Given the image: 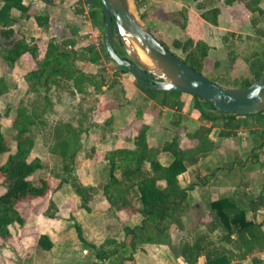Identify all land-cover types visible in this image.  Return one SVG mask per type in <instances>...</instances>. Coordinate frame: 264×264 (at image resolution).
<instances>
[{
	"label": "trees",
	"instance_id": "obj_1",
	"mask_svg": "<svg viewBox=\"0 0 264 264\" xmlns=\"http://www.w3.org/2000/svg\"><path fill=\"white\" fill-rule=\"evenodd\" d=\"M26 1L2 0L0 27L2 28L1 34L7 41L2 51V58L10 67H13L26 54H29L36 62V69L30 70L25 76L29 87L28 92L35 96L44 95L41 97V104L33 110L29 111L23 103L18 107L12 123V128L17 133L15 152L12 151L11 144L0 127V159L8 155L5 164L0 166V174L3 175L4 182L7 179H13L7 192L0 195V260L2 259L1 249L13 238L12 228L16 225L25 227L27 223L26 217L18 209L19 204L44 201L50 193L60 190L64 184L68 183L71 184L76 197L80 200L78 209L90 211L88 204L96 193L93 187L84 186L75 174V163L80 152L81 141L89 133V128H85L82 121L77 127L70 122L56 125L53 135L54 145L48 149L53 159L59 164L58 167L68 177L60 178L57 175L55 178L59 181L55 187H53L51 178L39 179L37 184L34 183L35 178L45 169L46 165L39 157L29 161L35 147L33 130L40 129L38 131L40 133L47 125V121L42 118L53 109V101L49 95L52 90L59 93L68 92L72 96L78 93L83 97H89L88 110L96 112L100 102L96 95L104 94L103 88L106 87V92L112 91L115 95L120 94L124 102L117 103L118 108L125 105L138 106V119H141L144 114L141 107L142 101L149 99L156 102L161 108L160 114L162 115L168 108L177 111L187 108L190 105L184 99V95H187L193 100L190 109L198 112L200 122L207 123L200 125L195 132L186 135L190 141L197 142V146L191 149L182 148V137L177 133L168 143L159 142L151 145L149 141L151 126L143 123L134 139V149L119 148L105 153L104 160L110 169L109 181L102 192L111 210L118 215V218L121 212L143 216L141 225L124 229V240L108 238L100 247L90 244L96 252L97 259L109 264H124V260L135 261V256L143 252L147 245L168 246L169 234L173 228L184 230V214L190 206V201L188 190L180 184V177L190 167L197 165L203 154L212 151L210 135L216 127H221L219 135L222 138H230L242 127H253L251 121L254 122L259 118L258 128L259 130L262 128V131L257 133V140L253 143L252 151L244 159L243 166L247 163L262 165L264 113L241 117L233 113L220 112L215 109L212 102L200 97L186 93L152 91L134 77L138 94L129 99L126 97L127 91L121 79L126 74L131 76V73L128 69L118 66L110 58L105 42L103 43L104 55L116 65L122 77L109 79L100 73V68L98 69L97 66L103 60L102 53L91 45L76 49L77 41L74 39H65L61 42L52 39L42 57L36 40H29L25 37L15 39L14 26L19 20L13 13L19 12L21 17L31 18L32 5L26 4ZM135 1L143 21L147 22L153 15L154 9L152 6L145 9L138 0ZM218 1H223L227 7L242 2L251 13V24L253 23L255 37L258 38L254 41L252 36H248V39L253 42L240 53L249 64L252 77L241 79L237 77L231 84L224 79L220 82L213 80V82L231 89L247 87L264 76V29L257 25V22L264 17V8L261 6L264 0ZM86 3L91 7L89 16L92 22L105 24L101 0H86ZM220 16L221 10L218 6H212L201 14V18L213 26H219ZM34 18L39 28L48 29L49 16L36 13ZM169 19L182 32L189 35L185 40L176 38L172 41L173 47L182 55L174 52L164 39H159L151 29L150 31L168 50L204 74L212 47L204 39L195 38L190 24V10L183 7L178 12L170 13ZM117 53L127 58L119 51ZM228 55L231 61L235 57V52L231 51ZM2 84L3 80L0 79V96L7 92ZM91 88L95 95H92ZM6 115L10 116V111H7ZM180 118L179 114H175L174 123L176 125L173 124V128L180 126ZM112 122L113 114H110L104 126H110ZM93 153H96V149H92ZM162 154L170 157L167 165L161 162ZM57 210L53 200H49L44 215L54 218ZM209 211L213 217V227L210 231L220 232L218 240L211 239L209 234H201L192 242L184 241L181 243V259L178 264H198L202 258L205 264H230L247 258H251L253 264H263L259 255L264 252V220L258 221L256 215L264 214V194L248 202L234 196L215 199L210 202ZM249 213H252L253 217H249ZM76 228L81 242L87 243L82 235L81 227L77 225ZM37 247L50 252L54 243L48 235L44 234L39 237Z\"/></svg>",
	"mask_w": 264,
	"mask_h": 264
},
{
	"label": "rangeland",
	"instance_id": "obj_2",
	"mask_svg": "<svg viewBox=\"0 0 264 264\" xmlns=\"http://www.w3.org/2000/svg\"><path fill=\"white\" fill-rule=\"evenodd\" d=\"M148 3H152L151 0ZM189 4L192 3L191 0H186ZM183 2V0H178V3ZM218 3V0L215 1V4ZM234 8H227L225 12L226 21L237 22L239 25H247L248 26H235L233 27V32L230 33V37L232 39H228L229 43L223 49L219 51V66L220 69L214 70V59L206 63L205 73L210 80L220 82L222 79L227 80L228 84L233 83V80L237 77L241 78H250L252 77V70L250 69L249 64L244 60L242 55H240V51L238 48H233L237 50H230L235 43L234 40H237L236 36L239 34V31L250 34L254 41L258 37H255L254 28L250 23V19L248 17V12L245 9V5L242 2H238ZM137 4V3H136ZM181 5H177L180 7ZM185 6V5H184ZM209 7L214 6V0L209 2ZM88 8V7H87ZM89 9V8H88ZM91 10V9H90ZM88 10V12L90 11ZM139 10V8H138ZM83 15L84 16V11ZM140 14V11H139ZM34 16V14H32ZM88 15V14H87ZM89 16V15H88ZM141 16V14H140ZM31 17V15H30ZM142 18V16H141ZM25 19V17H24ZM29 19V18H28ZM168 17L164 13H161L159 22L151 23L144 22L149 29H153L156 32V35L160 38L163 37L161 32L166 31L167 34L164 36L167 38V44L172 48L174 52H177L179 55H182L180 51L176 50L173 47L172 38L177 37V33L179 34V30H168V26L164 23ZM143 20V19H142ZM33 23L27 25V29L25 31H29V35L26 37L29 40H36V35H38L35 31L37 28V23L35 18L32 20ZM82 27L83 30H79L77 34V40L79 43H84L85 45H91L95 47V49L102 53L103 60L99 64L98 69L102 75H105L109 79H113L115 77H122V73L119 72V69L116 65L110 61L104 54L103 43H104V35H105V24L103 22L95 24L89 17V20L82 17ZM259 28L264 29V17L257 22ZM156 27V28H155ZM15 30V29H14ZM20 31V30H19ZM21 33V31L19 32ZM92 33V34H91ZM163 33V32H162ZM164 34V33H163ZM35 35V36H34ZM176 36V37H175ZM202 36V34H201ZM18 38V36H16ZM198 38V37H197ZM253 40L246 39L243 43V47L249 46ZM50 41H46L42 46L45 48L47 43ZM264 42V40H263ZM78 43V42H77ZM113 43L117 51H119L122 56H127L123 46L121 45L118 37L114 34ZM1 48L2 43H0ZM7 45V42H4V47ZM230 51L235 52L234 59L230 61V57L228 53ZM1 54V50H0ZM217 54V55H218ZM2 55L0 56V78L3 80L2 87L8 90L9 93L7 95L0 97V127L2 128L7 140L11 144V149L13 152L16 151V130L12 128L13 117L15 116L18 107L21 103L24 104L28 108V110H33L34 107H37L42 102V95H33L26 91L27 82L25 78L23 79V74L21 71H18L13 76L11 74L7 75L6 67L4 62L1 60ZM233 57V56H232ZM4 65V66H3ZM225 71L229 73L226 74ZM125 79H121L122 84L125 85L126 82L130 81L135 83L133 76L126 74L124 75ZM92 95L94 93L93 88H91ZM44 93V92H42ZM68 94V95H64ZM51 99H55L56 103H53V109L49 110L42 119L47 121V125L43 131L40 133V129L33 130V135L35 138V147L33 153L29 157V161L34 160L39 157L45 162V169L42 170L35 178L34 183L37 184L39 179H52L53 187L57 185V180L55 177L58 175L60 178H66L64 172H62L61 168L58 167V163L53 159L52 155L49 152V148L54 145V128L59 123H72L73 125H77L80 121L84 122V126L89 128L88 135L84 136L80 145V153L76 158L75 163V174L78 179L83 181H92L98 184L97 189L103 190L105 184L109 181V165H104L106 162L104 160L105 153L107 149L126 146L132 147L134 146V139L138 135L139 129L141 125L144 123L143 119H146L147 122L153 124V130L150 135V143L151 145L156 144L157 142H170L175 133L179 134L182 137L181 146L183 149H191L197 146L196 141H190L187 138V133L189 131L194 130V127L191 125H187V128L184 132H182V127L176 132L172 134L163 135V130L165 127L158 129L156 123L159 122L161 125L167 126V119L164 116V113L161 115V108L159 105L155 103L145 104V102H151V100L142 101V110L144 112V117L141 119L137 118V107L138 106H124V109H117V103H123L124 101L120 98L119 95H115L113 92L106 93L105 95L99 96V108L95 112L89 111L88 107V99L89 97L80 96L79 98L70 97V93L59 94L58 91L50 92ZM64 97L66 98V102L63 101ZM93 99V96H91ZM147 99V98H146ZM184 99L188 101L190 105H192V98H188L187 95H184ZM189 105V106H190ZM169 109V108H168ZM186 109V110H185ZM183 110H172L169 109V113H185L184 117H193L195 119L198 118V112H187V108ZM10 111L11 115L7 116L6 112ZM40 111H38L39 113ZM115 113V116L113 114ZM188 114H187V113ZM110 114H113V122L110 126H104L105 121ZM259 118H257L253 123V127H248V131L239 133L237 131L234 133V136L231 141L228 138H222L219 135V131L221 127H216L212 134L210 135V141L212 143V151L209 153H205L201 156L200 162L189 168V170L180 177V184L183 188H186L189 192V201L190 206L186 210L184 214V230L180 231L176 228L172 229V232L169 234V247L164 246L166 250H163V247L156 246L155 248L148 249L145 253H138V257H136L135 261L124 260L125 262H130L127 264H177L180 261V250L181 243L184 241L192 242L194 239L201 234H209L211 235V239L218 240V236L220 232H211V228L213 227V217L209 211V204L211 201L215 199L221 198H232L238 197L243 201L248 202L250 199L256 198L260 194H264V151L261 154L262 165H252L251 163H247L243 166V161L247 157V155L252 151L253 143L257 140V133L262 131V128H258ZM180 123V122H179ZM97 124V125H96ZM202 125H206V122H200ZM243 129V128H242ZM167 132V128H165ZM255 136H254V134ZM43 136V137H42ZM123 137V141H120L118 144L115 141V138ZM92 149H96V153L92 154ZM92 155V157H91ZM8 155H4L0 159V166L4 165L7 161ZM161 162L164 165H167L170 162V157L166 154H162L160 156ZM13 183V179H7L4 182V177L0 174V195H3L7 192L8 187ZM160 185H164V183H160ZM70 187L71 184H64V188L62 192L64 194V198L66 201L61 204V194L58 191L52 192L44 201H38L30 204H19L18 209L24 214L27 219V224L25 227H18L13 229V238L8 245L11 248L6 247V250L1 249L2 259L0 260V264H53V259H51V253L47 251H43L40 248H36L37 241L41 235H44L46 232H52L53 226L50 224H46L44 222H49L48 218L45 217L44 212L48 207V201L53 200V202L59 203L60 210H69L71 211V219H67V226L64 228L67 234L70 233L73 235L72 238H69L68 243L72 246L74 243L77 244V247L82 246L86 243L81 242L78 236V231L76 226L79 221L85 222L84 220L94 221V218L89 219L88 217H95L86 213L82 209H77L78 205L76 204L77 199L74 191L72 193ZM192 187V188H191ZM73 189V188H72ZM99 192V191H98ZM100 193V192H99ZM58 209V211H59ZM83 212V217L78 216V218H73V214L78 211ZM57 212V211H56ZM61 215H64V212L61 211ZM96 215V214H95ZM99 218V222L94 223L97 230V233L92 235L89 233L87 229H82V235L87 242H94L95 245H99L102 241H105L107 237H116L120 240L125 238V234L123 230H119L120 227H125L133 218L134 214L130 212H124V214L114 221L111 219V216H107L106 213L97 214ZM249 217H253L252 213L248 214ZM106 217V221L103 219ZM258 221L264 220V214L258 213L256 215ZM69 223V224H68ZM116 223L118 226L115 228H105V224H113ZM133 223L137 222H132ZM68 225L70 227H68ZM86 225V224H84ZM62 229V230H64ZM57 235V234H56ZM57 239V238H56ZM1 243V241H0ZM93 243V244H94ZM103 244V243H102ZM90 247V246H89ZM81 249H84L82 246ZM85 255V253H83ZM82 254V255H83ZM262 253L259 255L261 257ZM75 258H79L78 253L74 255ZM7 259V260H5ZM9 260V261H8ZM85 264H106V262H100L96 257L95 250L91 247L89 249V256L86 259ZM66 263V262H65ZM74 263V262H73ZM71 262V264H73ZM78 264H81V259H78ZM68 264V263H66ZM75 264V263H74ZM198 264H205L204 258L199 260ZM230 264H253L251 258L238 260L235 262H231Z\"/></svg>",
	"mask_w": 264,
	"mask_h": 264
},
{
	"label": "crops",
	"instance_id": "obj_3",
	"mask_svg": "<svg viewBox=\"0 0 264 264\" xmlns=\"http://www.w3.org/2000/svg\"><path fill=\"white\" fill-rule=\"evenodd\" d=\"M151 1H152V3H150L149 6H152V8L154 9V13L151 16L149 22L155 24V22H157V21L159 22L161 13H164V16L166 14L168 19L165 20L164 23H166L165 25L168 26L167 27L168 30L169 31L172 29L176 30V28H177L179 30L178 31L179 34L177 33V35H178L177 37H179L180 39H183V40L187 39L189 37V35L182 32L177 26H175L171 22V20L169 19V14L173 13V12H178L183 7H187L190 10V24L192 25V28H193L192 31H193V34L195 35V38L198 37V38L204 39L212 47V51L210 53V56H209L207 62L214 59V62H215L214 63V70H218L221 67V66H219L221 61H219V59H218L219 58L218 53L224 47L230 46V45H228V44H230L228 39L229 38L232 39V37H234V36L230 37V33L233 32V27H235V26H240V27L242 26L243 27V26H248V24H249V23H247V25H244V24L239 25V24H237V22L226 21V19H225L226 9L236 7L237 5H239L238 2L235 3L232 7H227L223 1H218V3H216V4L214 2V6H218L220 8L221 16H220V20H219V22H220L219 26H213L212 24L206 22L205 20H203L201 18V14L203 12H205L208 8H210L208 6L210 0H191L192 3H190V4L186 0H183V2H180V3H178V0H151ZM147 2H149V1H147ZM1 4H2V0H0V6H1ZM26 4L32 5V11L30 12L31 18L28 19L25 17V19H24V17H21L19 12L13 13L19 20V22L14 26V29L16 32L15 33V39H21L24 37L26 38L29 35L30 32L25 31V30L27 29L28 24L33 23L32 20L34 19V16L32 14L37 13V14L47 15L50 17L48 29H46V30L41 29L37 25L35 32L38 35H36V36L34 35L36 37V41L38 42L39 48L41 50L42 57L46 53L48 43H47L46 48H45V45H44V47L42 45L45 44L46 41L48 42L52 39H55L58 42H61L65 39H74L75 41L78 42L76 45V49L86 46L84 43H81V44L79 43V41L77 40L78 37L76 34L78 32V29L83 30L82 17H84V16H82L83 15L82 11H84V14L85 13L87 14L88 10H90V8L89 9L87 8V4H86L85 0H51V1H49V0H27ZM177 5H181V6L177 7ZM261 6L264 8V1L262 2ZM245 9L247 10L246 7H245ZM247 12L249 14L247 18L250 19L251 13L248 10H247ZM250 23H251V21H250ZM1 30H2V28L0 27V43H2V47H3V48H1V45H0V50H1L0 56L2 55L3 49L6 47V46L4 47V42H7L1 34ZM19 30L21 31V33H19L20 32ZM152 31L156 35V32L153 29H152ZM162 32H161V34L163 37H161V38L166 41L167 38L164 35L167 34V32L166 31H162ZM201 34H202V36H201ZM16 36H18V38H16ZM248 36H251V35L250 34L248 35V33H244L242 31H239V34H237V36H236L237 40H234L235 43L233 44V47L230 48V50H237V49H233V48H238L239 50L243 51L245 48H247L248 46L243 47V43L245 42L246 39H248ZM157 37L160 39L159 36H157ZM174 39H176V38H174ZM174 39L172 38V40H174ZM239 50H237V51H239ZM1 60H2V62H4L2 57H1ZM4 65L7 68L6 69V73H8L7 75L11 76V74H12L14 76L16 72L21 71L23 74V79L25 78L26 74L30 70L36 69V62L34 61V59L29 54H26L13 67H10L6 62H4ZM93 67H96V66H93ZM225 72H226V74L229 73L228 71H225ZM123 78L125 79V77H123ZM124 87L127 91L126 97L131 99L132 97L137 96L138 93H137L135 83L128 81L125 83ZM25 89H26V91H28V89H29L28 84H27V87ZM103 90L105 91V93L102 95H105L106 93L109 94V92H112V91L106 92V90H107L106 87H104ZM6 91L7 92L4 93L3 95H1L0 97L5 96V95H7V93H9L8 90H6ZM64 93H67V92H64ZM59 94H63V93H59ZM64 95H68V94H64ZM80 96H83V95L78 94V93H76V95H74V96L70 95V97H73V98H75V97L79 98ZM99 96L100 95H98V94L96 95L97 98H99ZM52 101H53V103L54 102L56 103L55 99H52ZM63 101L66 102L65 97H64ZM151 103H155V102H153V101L145 102V104H148V105ZM99 105H100V103H99ZM115 106H117V105L115 104ZM128 106H131V105H128ZM98 108H99V106H98ZM117 109H124V108L123 107L118 108V106H117ZM187 109H188L187 110L188 113L190 111H192L190 109V106H188ZM169 111L170 110L166 109L164 112V116L167 119V126L161 125V123H159V122L156 123L158 129H161L162 127H165L168 129L166 132V130L164 128L163 135L172 134L173 132H176V130H178L180 128V126L182 127L181 128L182 132H184L186 130L188 124L191 125L192 127H194V130L189 131L188 133H193L197 130V128L200 125H202V124H200V121L198 118L195 119L193 117H191V118L190 117H184L185 113H183V114H181L179 112L174 113L173 111H172V113H169ZM192 112L194 113V111H192ZM113 114L115 116L114 112H113ZM175 114H179L181 117L180 121H179L180 126H176V128H173L172 127L173 124L176 125V123H174ZM143 117H144V114H143L142 118ZM143 122L145 124H148L151 126V132H152L153 124H150L149 122H147L146 119H143ZM77 125H74V126L77 127ZM85 128H88V127H85ZM242 128L240 130H238L239 133H241V131H242V133H244L245 131L246 132L248 131V127H242ZM232 137H230V138H232ZM230 138H228V139L231 141ZM114 140L117 141L119 144L120 141H123V137H120V138L116 137ZM149 141H150V137H149ZM158 143L159 142H157L156 144H158ZM156 144H154V145H156ZM119 148L134 149L135 144L132 147L119 146V147L107 149V151H111V150L119 149ZM80 151H81V149H80ZM104 165L106 166V165H108V163L105 162ZM81 183L86 187H93L96 190V193L94 194L92 200L88 204L90 211L82 209L86 213H89L90 215L95 216V217L89 216L88 218L89 219L94 218L97 222H99V219H98L99 217L96 215L100 214V213H103V214L106 213L107 216H109V215L111 216L112 220L117 221L118 215H116V213L111 210L110 204L108 203L106 197L103 195V192H101V190L97 189L98 184H96L92 181L86 182L83 180H81ZM63 189H65L64 185L61 187L60 191L58 192L59 194H61L60 195L61 196L60 198L62 200L61 204H63L66 201V199L64 198V194L62 193V192H64ZM70 189H71L72 193L74 194L73 189L71 187H70ZM76 199H77L76 204L80 205V200L77 197H76ZM54 203L57 206V209H59V206H60L59 203H56V202H54ZM77 209H78V207H77ZM61 211L64 212V215H61ZM121 214L123 215L124 212H121L120 216H121ZM78 216L83 217L84 216L83 212L79 210L78 212L73 214V218H78ZM45 217L48 218L49 222H44V223L50 224L51 226H53L52 232L44 233L45 235H48L54 243L53 249L49 252V253H51V259H53V264H66V263L71 264V262L78 264L77 263L78 259H81V261H82L81 264H85V261H87L86 259L89 256V249L91 248L90 244L95 245V243L93 242L94 243L93 244L92 242L86 241L87 242L86 245H84V244L82 245V246H84V249H81L82 246L77 247L76 243H74L73 248H72V246L68 243L69 238H72L73 235H71L70 233L67 234L66 233L67 228H66V231L64 228L67 226V224H66L67 219H71V211L59 209V211L57 210L56 216L54 218H50L47 216H45ZM105 219H106V217L103 219V221H106ZM95 220L92 222L89 220H84L85 221L84 223L82 221H79L78 225L80 227L83 226L84 229H87L89 231V233L94 235L97 233L96 227H98V226L94 225V223L96 222ZM142 221H143L142 215L134 214V218L125 227H120L119 230L124 231V229L127 227L128 228L137 227V226L141 225ZM132 222H137V223H133V225H131ZM84 224H86V225H84ZM114 224H115V228H116L118 226V224H116V223H113L110 225L105 224L104 227L105 228H109V227L114 228ZM16 226H18V225H16ZM16 226H14L12 228V233H13V229L17 228ZM18 227H20V226H18ZM68 227H70V226L68 225ZM83 227H82V229H83ZM62 229H64V230H62ZM108 238H113V239H117L118 241H122V240H120L114 236L107 237L105 239V241ZM105 241H102V243L104 244ZM102 243H100L99 245H95V246L100 247L103 245ZM6 247L11 248L10 245L6 244L3 246V250H6L5 249ZM155 247H156L155 245H147V246H145V250L143 252H140V253L143 254V253L147 252L148 249L155 248ZM159 247L160 246H158V248ZM161 247H163L162 248L163 250L167 249V248L164 249L165 248L164 246H161ZM77 253L79 255V258L78 257L75 258V256H74ZM83 253H85V255ZM137 255L135 256V259H136V257H138ZM5 260H7V259H5ZM99 261L103 262V263L105 262V261H101V260H99ZM125 263L127 264L130 262H125ZM178 263H180V261ZM106 264H109V263L106 262Z\"/></svg>",
	"mask_w": 264,
	"mask_h": 264
},
{
	"label": "water",
	"instance_id": "obj_4",
	"mask_svg": "<svg viewBox=\"0 0 264 264\" xmlns=\"http://www.w3.org/2000/svg\"><path fill=\"white\" fill-rule=\"evenodd\" d=\"M101 3L106 28L104 42L110 58L128 69L142 85L156 92L197 96L212 102L220 112L241 117L264 113V76L247 87H223L168 50L142 20L135 0H101ZM114 34L127 58L117 53Z\"/></svg>",
	"mask_w": 264,
	"mask_h": 264
},
{
	"label": "built area",
	"instance_id": "obj_5",
	"mask_svg": "<svg viewBox=\"0 0 264 264\" xmlns=\"http://www.w3.org/2000/svg\"><path fill=\"white\" fill-rule=\"evenodd\" d=\"M139 1V3L141 4V6L143 7V8H148V2L146 1V0H138ZM85 2H86V0H85ZM87 4V7L88 8H90L91 9V7H90V5L88 4V3H86ZM90 12V11H89ZM89 12L87 13L88 15H89ZM86 13L84 14V18H86V19H88L89 20V17L90 16H88ZM92 34V33H91ZM261 260L263 261V264H264V252L262 253V255H261Z\"/></svg>",
	"mask_w": 264,
	"mask_h": 264
}]
</instances>
